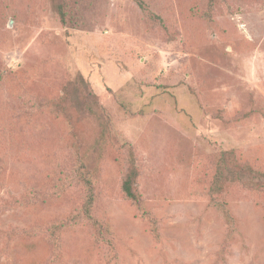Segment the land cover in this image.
I'll use <instances>...</instances> for the list:
<instances>
[{"label":"rangeland","instance_id":"rangeland-1","mask_svg":"<svg viewBox=\"0 0 264 264\" xmlns=\"http://www.w3.org/2000/svg\"><path fill=\"white\" fill-rule=\"evenodd\" d=\"M0 264H264V0H0Z\"/></svg>","mask_w":264,"mask_h":264},{"label":"trees","instance_id":"trees-1","mask_svg":"<svg viewBox=\"0 0 264 264\" xmlns=\"http://www.w3.org/2000/svg\"><path fill=\"white\" fill-rule=\"evenodd\" d=\"M54 9L56 10L57 14L59 15L60 21L62 22V24L65 25L66 24V15H67L66 11H65V5L55 4ZM221 157L225 158V156H223V155ZM240 174H241V172L239 173L238 180H236L237 182L241 181L239 178L242 174L241 175ZM92 175L89 172H86V173L80 172V176H81V182L80 183L82 184V186L86 192L85 200H84V203L82 205L81 211H82L84 218L87 221L91 222L94 226L97 227V226H99V224L95 220V218L92 216V210H93L94 202H95L94 178H93L94 176H92ZM138 175H139V171H138V166L136 164V160L134 158H132L131 167H130V169L126 175V178L123 182L122 189H123L125 196L127 198H129L130 200L134 201L135 203L140 202L138 194L135 190ZM222 178H223V173L219 169L218 174H217V178L215 181V185L217 182H221ZM58 191H60V189ZM33 197H34L35 204H37L38 202H41L39 193H34Z\"/></svg>","mask_w":264,"mask_h":264}]
</instances>
